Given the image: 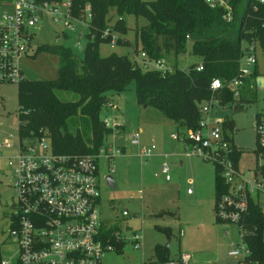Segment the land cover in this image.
Wrapping results in <instances>:
<instances>
[{
	"label": "built area",
	"instance_id": "1",
	"mask_svg": "<svg viewBox=\"0 0 264 264\" xmlns=\"http://www.w3.org/2000/svg\"><path fill=\"white\" fill-rule=\"evenodd\" d=\"M78 1L82 0H0V85H19L25 80L22 64L33 54L34 30L43 22L45 16L55 24H62L66 29H73V22L89 28L92 19L90 8H86L85 17L77 18L74 15L75 3ZM203 2L211 9L222 11V18L226 22L249 18L250 12H253L251 18L257 13L264 20V0ZM109 34L110 31L106 30L103 37L106 38ZM115 41L116 36L113 35L111 42ZM80 44L81 42H76V45ZM258 47L257 41L243 42L238 75L228 81L226 86L220 79L214 78L210 86L212 98L200 106L199 126L195 129L178 128L172 137L174 141L182 144L183 156L201 157L215 165L224 186L223 192L216 199V218L221 223L239 228L242 245L229 255L241 258V264H259L247 261L251 253L242 240V221L251 200L264 208V115L258 114L255 120V155L258 164L252 172L254 181H251L248 171H242L239 159L235 158L238 147L234 144L233 132H225L224 121L211 118L210 112L216 107L227 108L221 106L217 99V95L220 96V91L225 88L234 98L229 107H237L242 90L246 88V81L258 66ZM259 49L261 50L260 47ZM135 56L132 61L143 70L150 68L149 70L163 73L173 70L165 60L152 61L145 53ZM196 70L203 71V66L199 65ZM113 107L111 102L105 106ZM104 125L115 132L121 131V126L113 119L104 120ZM49 135L47 130H42L40 136L31 140L22 141L19 137L17 153L9 160L16 197L11 228V236L19 246L16 262L102 264L104 254L115 250L116 245L124 241L120 232H112V238L108 237L111 230L100 220L98 161L105 158L111 162L121 151L115 146L104 145L97 154H60L54 150ZM131 139L138 143L140 132L132 134ZM2 148L12 149L13 142L6 140L0 143V150ZM154 150V145L144 149L141 157L153 156ZM171 167L168 162L161 166V173L166 181L171 180ZM189 183L192 185V181ZM187 192L192 194L191 189ZM122 215L124 218L132 217L127 210ZM133 233L132 243L135 248H140V233ZM190 261L191 255L183 254L177 262L168 261L164 264H189ZM12 263L15 262L3 261V264Z\"/></svg>",
	"mask_w": 264,
	"mask_h": 264
},
{
	"label": "rangeland",
	"instance_id": "2",
	"mask_svg": "<svg viewBox=\"0 0 264 264\" xmlns=\"http://www.w3.org/2000/svg\"><path fill=\"white\" fill-rule=\"evenodd\" d=\"M86 8H90L89 3L85 4L84 13L76 17H85ZM114 13L113 11L111 15ZM119 19L116 15L112 24H118ZM121 19L120 24L129 31L125 36L116 35L129 41L131 46H121L116 42L102 43L99 46L101 57L111 54L130 59L136 57V32L147 22L133 15H123ZM73 26V29H66L45 16L43 22L35 27L33 54L22 64L26 80L57 77L59 58L49 53H37L39 46L64 45L71 48L76 56L83 57L89 41L88 27L74 22ZM64 33L67 38H64ZM76 42H81L80 46ZM257 58V72L263 79V84L259 87L257 79L244 89L246 99L243 110H234L230 106L226 109L216 107L210 112L211 118L234 123V144L242 151L239 157L240 169L248 171L251 181H254L252 172L258 164L255 155V120L258 114L264 115V55L259 47ZM178 59L180 70H187L191 63L197 61L189 53L180 55ZM109 98L114 107L105 108L101 117L104 120H115L125 130L114 131L106 141L109 147H117L120 154L111 162L105 158L98 161L101 191L99 212L101 222L112 232H120L124 242L117 245L118 249L106 252L102 264H162L163 261L157 257L158 251L164 252L167 259L175 262L181 255L189 254V264H241V258L229 255L242 245L239 228L218 222L216 218L215 183L218 173L215 165L201 157L183 156L182 144L172 139L177 124L164 119L156 109L145 110L140 107L136 100L134 81L128 80L123 92H111ZM18 108V84H1L0 143L11 140L13 148L7 151L8 154L0 150V257L3 261L11 262H16L19 257V246L11 236L16 197L13 171L9 166V159L16 155L19 144ZM148 116L154 117V122L148 123ZM139 131L140 141L135 143L131 135ZM153 145V156L142 158V151ZM172 157L184 160L185 164L173 161ZM164 162L177 163L172 168L170 182L161 173ZM107 175L114 178V189L108 186L105 179ZM191 177L196 178V184L187 186L186 182ZM178 178L181 179V184L174 185ZM172 186L174 189L170 192L169 188ZM189 189L194 191L193 196L187 194ZM125 210L131 216L136 215L124 218L122 214ZM135 231L141 236L140 248H135L132 243Z\"/></svg>",
	"mask_w": 264,
	"mask_h": 264
},
{
	"label": "trees",
	"instance_id": "3",
	"mask_svg": "<svg viewBox=\"0 0 264 264\" xmlns=\"http://www.w3.org/2000/svg\"><path fill=\"white\" fill-rule=\"evenodd\" d=\"M87 3L92 19L83 57L76 56L64 45L39 46L37 53L59 58L57 77L25 79L18 85L17 118L22 141L34 139L42 130H47L57 153H99L114 132L104 125L101 117L110 102L108 94L123 92L128 80L135 82L140 107L156 109L180 129H195L199 126L200 106L212 98V80L218 78L226 86L238 75L243 42L257 41L264 55V20L257 13L254 18L250 12L249 18L226 22L222 11L209 8L203 0H82L75 3L74 15L82 14ZM116 15L120 19L123 15L145 19L147 24L136 32V54L145 53L152 61L165 60L173 70L166 73L143 70L129 57L117 54L101 57L100 44L111 43L113 35L116 44L131 46L129 41L116 35L125 36L129 31L120 24L122 19L112 24ZM106 30L110 34L104 38ZM187 53L197 61L187 70H180L178 57ZM199 65L203 66L201 72L196 70ZM258 77L256 67L246 87ZM220 92L219 104L232 105L231 92L227 88ZM245 99L242 90L234 110H243ZM223 129L234 134V123L224 120ZM241 154L238 148L235 158L238 160ZM223 188V182L217 177L216 199ZM242 228V240L251 253L247 261L264 264V214L255 200L249 202ZM108 237L112 238V231ZM161 252H157V257L162 264L173 261ZM0 264H3L1 257Z\"/></svg>",
	"mask_w": 264,
	"mask_h": 264
},
{
	"label": "crops",
	"instance_id": "4",
	"mask_svg": "<svg viewBox=\"0 0 264 264\" xmlns=\"http://www.w3.org/2000/svg\"><path fill=\"white\" fill-rule=\"evenodd\" d=\"M110 94V93H109ZM109 94H108V96H109ZM109 100H110V102L112 103V101H111V99L109 98ZM145 110H147L148 108H144ZM153 119H154V117H151V116H148V118H147V122L148 123H150V122H154L153 121ZM161 119V118H160ZM165 119V118H164ZM163 118H162V121L164 120ZM125 130V128L122 126L121 127V132L122 131H124ZM176 130H178V126H177V129ZM140 132V131H139ZM8 150H12V149H6V148H2L1 149V151H6V153L8 154ZM182 150H183V146H182ZM8 151V152H7ZM0 156H1V154H0ZM168 157V156H167ZM172 160L173 161H175V162H177V161H179L180 162V164L181 165H184L185 164V161L183 160V161H181L180 160V158H174V157H172ZM177 160V161H176ZM175 162H171L170 164H171V171H172V168L173 167H176L177 166V163H175ZM171 179H172V177H171ZM166 180V179H165ZM171 181V180H170ZM170 181H167V182H170ZM192 181V185L194 186L195 184H196V178L195 177H191L186 183H187V186H190L191 184L189 183V182H191ZM174 185L175 184H178V185H180L181 184V179L180 178H178V181L177 182H175V183H173ZM174 189V186H172V187H170L169 188V191L171 192L172 190ZM187 194H188V192H187ZM189 196H193L194 195V191L192 192V194H188ZM136 214H134V215H132V217H134ZM129 229V228H128ZM162 254H164L165 255V253L164 252H161Z\"/></svg>",
	"mask_w": 264,
	"mask_h": 264
},
{
	"label": "water",
	"instance_id": "5",
	"mask_svg": "<svg viewBox=\"0 0 264 264\" xmlns=\"http://www.w3.org/2000/svg\"><path fill=\"white\" fill-rule=\"evenodd\" d=\"M257 83H258V86L261 87L262 84H263V79L259 77L258 80H257ZM106 181H107L108 186H109L111 189H114V187H115V180H114V178L112 177V175H108V176L106 177Z\"/></svg>",
	"mask_w": 264,
	"mask_h": 264
}]
</instances>
